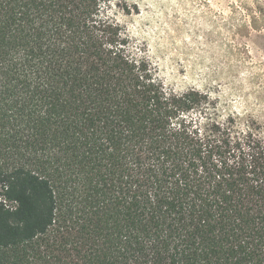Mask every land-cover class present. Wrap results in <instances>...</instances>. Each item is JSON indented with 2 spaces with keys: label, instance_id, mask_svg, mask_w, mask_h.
I'll list each match as a JSON object with an SVG mask.
<instances>
[{
  "label": "trees",
  "instance_id": "obj_1",
  "mask_svg": "<svg viewBox=\"0 0 264 264\" xmlns=\"http://www.w3.org/2000/svg\"><path fill=\"white\" fill-rule=\"evenodd\" d=\"M110 0H0V264H264V135L168 91Z\"/></svg>",
  "mask_w": 264,
  "mask_h": 264
},
{
  "label": "rangeland",
  "instance_id": "obj_2",
  "mask_svg": "<svg viewBox=\"0 0 264 264\" xmlns=\"http://www.w3.org/2000/svg\"><path fill=\"white\" fill-rule=\"evenodd\" d=\"M168 91L208 94L264 135V0H110Z\"/></svg>",
  "mask_w": 264,
  "mask_h": 264
}]
</instances>
